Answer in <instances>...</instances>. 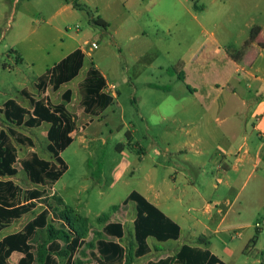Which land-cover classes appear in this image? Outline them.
Segmentation results:
<instances>
[{"label": "rangeland", "instance_id": "374dc122", "mask_svg": "<svg viewBox=\"0 0 264 264\" xmlns=\"http://www.w3.org/2000/svg\"><path fill=\"white\" fill-rule=\"evenodd\" d=\"M85 1L81 0V3ZM91 1L98 4L100 15L109 22L108 31L93 27L85 11L60 10L59 0H48V5H40L39 8L43 10L41 15L30 10L18 12L13 19L8 12H3L0 2V131L12 126L1 112L6 100L14 98L25 107H30V102L21 95L22 90L28 89L36 99L40 98L43 94L38 89L39 77L59 61L62 53L73 45H82L87 53L84 68L68 85L74 91L71 102L63 100L76 118L77 130L73 133V143L61 154L68 169L54 185L33 184L21 168V162L32 151L44 159L53 160L48 150L47 131L50 124L45 123L35 129L13 126L34 140V147L17 144L19 161L16 165L19 172L13 180L24 190L46 189L48 195L37 201L38 207L33 213L18 220L0 235L1 238L4 234L21 230L47 204L51 212L50 220L55 226L66 222L67 219L61 218L63 214L69 213L75 219L76 228L83 235V243L73 257L78 263L91 260L89 243L97 240L96 233L106 223L98 218L108 214L110 220H124L127 223V218L133 215L135 204L131 203L132 210L129 205L122 203L132 191L142 188L144 176L152 164L163 160L154 153L152 140L144 138L147 127L139 115L133 96L141 97L146 111H151L150 106L161 101L166 88L174 91V97L181 94L186 83L178 79V75L183 73V62L178 61L182 55L189 54L186 49L191 43V36L194 34L195 37L193 24L197 21L217 24L220 34L231 33L235 45H240L248 36L251 25L264 24V0H222L221 3L216 0L217 5L214 6L210 4L212 0H159L156 5L143 3L133 8L121 5L107 8L99 0ZM207 4L208 8L203 10ZM42 16H52V21L46 22L47 18L41 21ZM92 42H96L98 47L93 48ZM216 46L211 45L210 51L214 52ZM218 47L222 53L226 52L224 44ZM230 49L236 57L247 51L243 46ZM91 62L109 81L115 83L117 88L112 86L108 90L113 93L116 89L115 94H119L111 106L93 117L92 123L91 116L79 107L78 92V84ZM130 78L137 85L136 91ZM147 82L161 85L162 91L151 93L146 89ZM48 88L54 102L62 101L61 93ZM172 101L169 99V102ZM168 106L169 111H176L171 105ZM154 120L157 119L151 121ZM175 126L171 120L153 124L150 133L162 139ZM133 127L136 129V139L149 152L143 161L142 147L128 144L126 133ZM165 145L166 142L159 141L155 147L165 149ZM120 150H126L127 156L120 155ZM123 159L124 173L116 177L115 170ZM261 171L264 175V169ZM157 173L158 180H163L166 167L160 165ZM254 181L247 186L245 193L254 185ZM187 198L183 205H179V212L183 215L189 213ZM113 205L120 207L112 210ZM45 238L43 232L42 240L38 239L36 243L39 244ZM17 256H12L13 264H16ZM66 260V257H62L59 264H65Z\"/></svg>", "mask_w": 264, "mask_h": 264}, {"label": "crops", "instance_id": "0c3cea01", "mask_svg": "<svg viewBox=\"0 0 264 264\" xmlns=\"http://www.w3.org/2000/svg\"><path fill=\"white\" fill-rule=\"evenodd\" d=\"M59 1L60 10H76L72 0ZM99 1L107 8L116 5L133 8L143 3L156 5L159 2V0ZM0 2L3 5V12H8L11 19L18 12L30 10H35L41 15L43 10L39 6L50 3L48 0H0ZM78 2L91 8L95 17L107 21L100 15L97 3L91 0H86L85 3H81V0ZM210 4L217 5V1L212 0ZM208 6L209 4L205 5L203 10ZM41 18V21L45 18L46 22L52 21V16ZM193 25L195 37L194 34L191 36L189 40L191 43L186 49L189 54L182 55L178 61L183 62V73L177 74L178 79L182 76L183 79L180 80L186 83V88L181 94L174 97L172 96L174 91L166 88L161 101L153 103V107L150 106L151 111H146L141 97L133 96L139 115L147 127L144 138L152 140L154 153L163 158L161 162L155 161L152 164L144 176L142 188L136 191L177 222L181 234L178 239L165 242L157 241L153 237L148 238L149 253L139 258L134 257L131 262L123 264H148L167 257L173 258L184 245L207 249L226 264H264V175L261 171L264 169V24L251 25L248 36L240 45L234 44L231 33L220 34L217 24L197 21ZM255 26L261 27L260 33L246 48L247 51L236 57L230 48L244 46ZM109 28L110 24L106 31ZM200 40H203L202 43ZM197 44H199L197 47H192ZM213 44L217 46L214 52H211L210 46ZM220 44H224L226 52H221V48L218 47ZM78 48L83 50L86 60L85 48L82 45H73L61 54L59 61ZM102 74L109 88L116 87L115 83L109 81L103 72ZM74 80L54 92L61 93L62 97L67 89H71L68 85ZM130 80L136 91V83L132 78ZM146 84V89L151 93L162 91V86L157 83ZM48 87L40 98L45 97L55 105L64 103L63 97L62 101L54 102ZM64 87L65 91L62 92ZM115 92L116 89L111 93L114 101L119 95ZM169 99H173L174 102H169ZM168 105L176 111H169ZM66 107L68 108L67 105ZM152 119L157 120L152 122ZM169 120L176 126L166 132L162 139L150 133L153 124H162ZM135 131L134 127L128 131L129 145H140L135 137ZM159 141L166 142L165 149L155 147ZM140 147L143 150L141 155L143 161L149 156V152L142 145ZM120 155L126 157V150H122ZM124 161L123 159L117 166L116 177L123 175ZM160 165L166 167V176L161 181L158 180L157 173ZM253 180L254 185L245 193ZM185 198L190 204L188 215L179 212V205L185 203ZM131 203L133 202L126 205L132 208ZM135 217L136 207L131 218H127V223L124 220L106 221L123 224L125 236L122 239L107 236L104 238L120 242L125 247L126 254L136 248ZM17 221L4 229L0 235L12 228ZM104 226L98 232H101ZM11 233L15 232L4 234L1 238ZM14 254L20 257L19 253Z\"/></svg>", "mask_w": 264, "mask_h": 264}, {"label": "trees", "instance_id": "16d2710c", "mask_svg": "<svg viewBox=\"0 0 264 264\" xmlns=\"http://www.w3.org/2000/svg\"><path fill=\"white\" fill-rule=\"evenodd\" d=\"M73 6L85 11L90 24L107 30L109 23L101 17H95L91 8L72 0ZM260 26L252 28L250 38L243 46L246 49L258 36ZM85 53L78 48L48 68L41 76L38 84L39 91L44 94L50 85L57 91L66 83L74 80L83 68ZM183 79L182 76H179ZM81 100L79 107L87 114L99 116L114 103L113 95L107 91L108 84L102 72L92 62L86 77L79 84ZM21 95L28 99L30 108L20 104L16 99L10 98L4 102L1 112L6 121L12 125L7 130L0 131V233L10 227L15 221L33 213L37 201L45 199L48 195L46 189H22L14 180L19 169L17 168L18 147H34L32 137L24 134L14 127L40 128L44 123L50 124L47 131L49 140L48 150L53 155V160L39 156L37 152H30L21 162V168L28 179L35 185H54L67 171L68 166L62 157L74 141L73 133L77 130L76 118L64 103L52 104L45 97L36 99L28 89L21 91ZM73 91L67 89L63 100L71 102ZM14 126V127H13ZM130 139L129 132L126 133ZM133 202L136 207L134 220V245L135 250L126 254L125 247L114 239L125 236V228L121 222H106L101 232H97V240L89 243L91 260L78 263L73 259L77 249L83 243V235L76 228L75 219L67 215V219L59 227L50 220L49 205L35 217L30 219L21 230L8 234L0 239V264H13L11 257L19 253L16 264H59L62 257H66L65 264H123L131 262L134 257L139 258L150 251L148 238L165 242L176 240L180 237L181 228L177 222L167 216L162 210L151 203L141 193L134 190L124 200L123 205ZM120 206H112V210ZM108 214H103L98 220H108ZM69 218V219H68ZM45 232L46 240L40 242L42 233ZM111 237L114 239H106ZM42 240V239H41ZM148 264H226L207 249L184 245L175 257H167L157 262Z\"/></svg>", "mask_w": 264, "mask_h": 264}, {"label": "built area", "instance_id": "2783aa9c", "mask_svg": "<svg viewBox=\"0 0 264 264\" xmlns=\"http://www.w3.org/2000/svg\"><path fill=\"white\" fill-rule=\"evenodd\" d=\"M91 45H92L93 48H97V47H98V44H97L96 42H92ZM107 91L110 92V91L108 90V88H107ZM110 93H111V92H110Z\"/></svg>", "mask_w": 264, "mask_h": 264}]
</instances>
